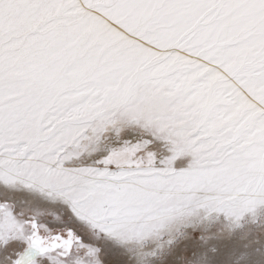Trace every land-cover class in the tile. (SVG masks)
<instances>
[{
    "label": "snow or ice",
    "instance_id": "1",
    "mask_svg": "<svg viewBox=\"0 0 264 264\" xmlns=\"http://www.w3.org/2000/svg\"><path fill=\"white\" fill-rule=\"evenodd\" d=\"M0 264H264V0H0Z\"/></svg>",
    "mask_w": 264,
    "mask_h": 264
}]
</instances>
